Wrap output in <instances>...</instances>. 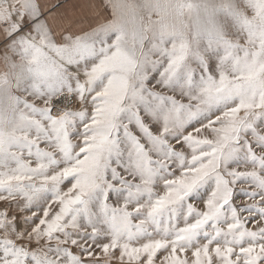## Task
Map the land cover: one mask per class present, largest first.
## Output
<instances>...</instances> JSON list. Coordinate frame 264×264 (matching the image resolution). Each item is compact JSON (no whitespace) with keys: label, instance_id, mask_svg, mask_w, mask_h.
Listing matches in <instances>:
<instances>
[{"label":"snow or ice","instance_id":"6c2138e0","mask_svg":"<svg viewBox=\"0 0 264 264\" xmlns=\"http://www.w3.org/2000/svg\"><path fill=\"white\" fill-rule=\"evenodd\" d=\"M0 0V264H264V0Z\"/></svg>","mask_w":264,"mask_h":264},{"label":"crops","instance_id":"0c3cea01","mask_svg":"<svg viewBox=\"0 0 264 264\" xmlns=\"http://www.w3.org/2000/svg\"><path fill=\"white\" fill-rule=\"evenodd\" d=\"M87 0H66L65 10L71 12L77 6L85 4Z\"/></svg>","mask_w":264,"mask_h":264},{"label":"rangeland","instance_id":"374dc122","mask_svg":"<svg viewBox=\"0 0 264 264\" xmlns=\"http://www.w3.org/2000/svg\"><path fill=\"white\" fill-rule=\"evenodd\" d=\"M77 1V0H76ZM79 6H77L76 8H78Z\"/></svg>","mask_w":264,"mask_h":264}]
</instances>
